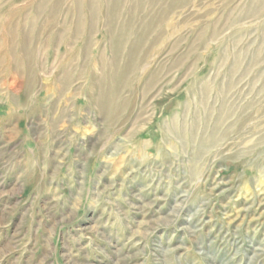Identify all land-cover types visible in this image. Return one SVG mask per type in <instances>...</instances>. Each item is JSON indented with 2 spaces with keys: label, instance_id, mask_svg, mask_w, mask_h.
Instances as JSON below:
<instances>
[{
  "label": "rangeland",
  "instance_id": "obj_1",
  "mask_svg": "<svg viewBox=\"0 0 264 264\" xmlns=\"http://www.w3.org/2000/svg\"><path fill=\"white\" fill-rule=\"evenodd\" d=\"M0 264H264V0H0Z\"/></svg>",
  "mask_w": 264,
  "mask_h": 264
}]
</instances>
